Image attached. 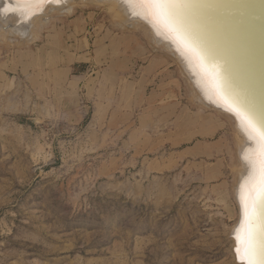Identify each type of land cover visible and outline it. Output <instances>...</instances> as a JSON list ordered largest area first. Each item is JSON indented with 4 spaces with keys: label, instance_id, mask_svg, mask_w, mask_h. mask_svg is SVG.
<instances>
[{
    "label": "rangeland",
    "instance_id": "374dc122",
    "mask_svg": "<svg viewBox=\"0 0 264 264\" xmlns=\"http://www.w3.org/2000/svg\"><path fill=\"white\" fill-rule=\"evenodd\" d=\"M72 5L0 23V264H246L234 120L145 25Z\"/></svg>",
    "mask_w": 264,
    "mask_h": 264
},
{
    "label": "bare ground",
    "instance_id": "6f19581e",
    "mask_svg": "<svg viewBox=\"0 0 264 264\" xmlns=\"http://www.w3.org/2000/svg\"><path fill=\"white\" fill-rule=\"evenodd\" d=\"M73 1L0 0V23L9 31L11 30L12 34H19L22 38L28 35V38H32L33 34L30 31L34 28L33 20L37 19L40 23V20H43L47 15H45L47 7H50L52 11L70 13ZM81 1L108 4L120 17V25L124 28L133 27L138 23L145 25L152 34L155 45L164 46L176 58L183 75L189 81L192 90L195 91L198 101L205 107L228 114L234 120L236 132L239 135L237 138L239 139L237 146L239 168L234 200L236 199L235 201L239 205L240 219L234 231L232 230L234 233L231 232V237H234V251L247 264V259H243L237 249L241 248L242 241L248 240L249 213L256 203L261 182V168L262 162H264L262 161V153H264V139H262V134H264V92L260 89L256 78L241 64L240 52L232 50L233 36L227 34L230 43L228 45L222 37V30L218 29L216 24L212 26L201 21L199 5L196 12L193 10L194 0H176L181 5L178 11L183 23V31H178L176 25L169 18L161 16L158 10L149 7L146 3H140L138 0ZM128 25L130 26L128 27ZM0 28L1 33L3 27L0 26ZM6 29L5 31H7ZM2 33H4V29ZM33 38L29 40L34 41L35 38ZM29 42L27 41V43ZM27 43L24 42V44ZM211 53L212 57H209ZM218 62L225 63L227 71L216 73ZM229 86L235 91H232L235 95L240 94L248 103L251 119L228 98V95L223 96L221 89L229 88ZM263 202L261 206L262 204L264 206ZM253 218L252 216L251 219ZM259 220L261 222L257 224L259 234L264 235L262 214ZM252 246L257 247V252L261 251L260 240L258 243L252 240Z\"/></svg>",
    "mask_w": 264,
    "mask_h": 264
},
{
    "label": "water",
    "instance_id": "95a60500",
    "mask_svg": "<svg viewBox=\"0 0 264 264\" xmlns=\"http://www.w3.org/2000/svg\"><path fill=\"white\" fill-rule=\"evenodd\" d=\"M197 7L201 21L212 26L216 24L217 28L222 30V37L228 45L230 43L227 34L233 36L232 50L240 52L241 64L256 78L260 89L264 92V0H194L195 12ZM229 88L221 89L223 96L228 95V98L251 119L248 103L240 94L235 95L230 86ZM263 201L259 196L257 197L254 218L250 222L252 240L257 243L260 240L261 251L257 252V247H253L255 264H264V235L259 234L257 227V224L261 223L259 220L261 214L264 222V206L263 204L261 206Z\"/></svg>",
    "mask_w": 264,
    "mask_h": 264
},
{
    "label": "snow or ice",
    "instance_id": "6c2138e0",
    "mask_svg": "<svg viewBox=\"0 0 264 264\" xmlns=\"http://www.w3.org/2000/svg\"><path fill=\"white\" fill-rule=\"evenodd\" d=\"M138 2L146 3L149 5V7L158 10L161 16L169 18L176 25L178 31H183V23L180 20L178 11L181 5H179L176 0H138ZM262 139H264V134H262ZM262 161H264V153H262ZM257 195L262 200H264V162H262L261 182ZM254 211L255 209L253 208V210L249 213L250 222L252 216L254 215ZM237 251L243 259H247V264H255V252L252 246V233L250 224L248 230V240L246 242L242 241L241 248L237 249Z\"/></svg>",
    "mask_w": 264,
    "mask_h": 264
}]
</instances>
